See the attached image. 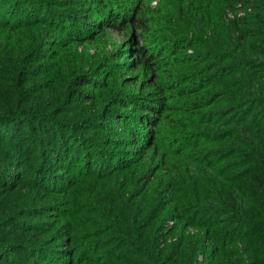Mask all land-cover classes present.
Listing matches in <instances>:
<instances>
[{
  "label": "trees",
  "instance_id": "obj_1",
  "mask_svg": "<svg viewBox=\"0 0 264 264\" xmlns=\"http://www.w3.org/2000/svg\"><path fill=\"white\" fill-rule=\"evenodd\" d=\"M48 1L0 0V57L2 55V60L13 58L16 55H21L23 60L24 58H32V52L42 43V38H45V34H43V37L40 36L41 38L38 37L37 26L47 24L61 30L67 26L68 21L65 20V16L57 13L52 8L53 3ZM113 1L101 0V4L106 7L111 15L109 21L113 28L119 30L123 26L122 24L127 25L131 21V24H138L137 26L140 28H147L145 11L142 7H137V2L142 0H124V2L134 5L137 13L136 18H132L135 15L126 12L124 15L114 14V8L111 9V7H115ZM226 1L227 3H225ZM226 1L223 0L222 2L227 6H233L236 0ZM123 10L126 9L123 7ZM178 10L182 15L181 11L185 13L187 9L185 6H181ZM21 11L23 16L15 18V15H20ZM214 12L215 18H221L222 12L219 8V14H217V11ZM204 13L205 11L201 10L198 19L204 20L206 37L202 38L203 41H200L198 46L205 47V53L217 56L218 60L224 65H220V67L214 65L209 70L208 67H205V69L196 71L198 74L195 77L185 73L182 75L181 80L187 79V82H192V86L188 89L200 87L196 94L202 89L210 87L208 85L223 84L233 90L232 96L235 99H232L233 102L226 105L227 107H217L209 112L213 116L208 117L210 119L205 118L199 121L201 126L199 128L201 129H195L197 134L193 135L191 143H189L190 136L187 140L183 139L181 143L184 145H181V147H177L173 141L165 149L167 154H171L170 156H173L174 151H176V153H173L176 154L175 156H183L182 151L191 150L196 155L198 154L199 157L196 158L200 161L201 166H205V168L207 165L210 166L205 170L209 182L202 181L198 185L191 186L189 188L190 193L184 192L186 188L177 181L175 173L170 170L172 168L170 166L171 162L166 161V159L159 162L149 161L151 163L145 164H142V159L127 160L120 156L118 151L113 152L110 149L99 147L101 144L92 146V140H89L86 136L82 137L86 138L85 140L78 136L75 137L79 147L78 145L75 147L69 145L68 135L92 121L84 120L86 118L69 123L65 121L59 123V119L58 121L52 120V123L40 121V115L37 114V111L40 112L39 114H43L41 108L44 107L40 100L35 99V97L34 99L32 97L27 99L31 102L32 107L37 110L32 111V108L23 107L25 99L22 98V95H32L28 92L29 87L26 89L23 87L25 81L21 82V89L14 92L11 89L4 90L0 88V145H2L0 146V184L4 187L3 191L12 193L16 190L15 188L25 184L37 185L39 189L46 193L52 190H60L61 195L67 197L66 200L63 199L66 203L64 208V203L60 199L57 202L43 205L41 208H35L33 212L44 214V211L52 209L56 212L61 210L62 213L65 212L62 219L64 225L69 224L70 218L76 217V211L73 209L75 208L74 203L76 201L80 203V200L74 201L71 195L78 187L87 186L89 188L88 185H92L94 190L96 189V193L98 189L100 195L104 193L108 195L109 192L110 200L116 202L113 208L107 204L112 212L109 219L103 217V212L100 209L96 210V216H102L104 220L101 219L102 222L97 221L90 227V229L94 228L92 229L94 231L98 229L100 231L105 230L103 235L98 234V237H102L108 243H96L95 241L90 251L79 252L80 249L74 250L72 254L77 252L79 254L74 255L71 260L73 261L72 264H120V257L117 254L125 245L124 242L129 243V248H133L134 245V250L137 251L133 253V257L142 258L139 259L142 261L133 259L131 264H139V262H141L140 264H167L163 259L164 252L159 251L157 245L160 219L153 218L154 214L152 213L158 208L157 205H174L176 211L179 210L178 212L186 215L189 219L187 220L185 217L181 219L184 224L195 220L196 223L202 225L200 228L205 229H210L211 224L209 223L213 220L218 218L217 221H219L225 218L224 224L219 222V224L212 226L218 229L211 230L210 233L212 242L221 243L218 244L216 249L218 264H242L240 263L242 257L239 251L227 247L237 244L239 240L246 246L245 255L255 254L258 256L260 253L264 254V0H255L253 13L244 20L235 21L231 25H227L224 19L218 22L212 19L207 20ZM190 20H192L190 23L193 24V19L190 18ZM190 23H187L188 32L180 31V34L183 33L185 38L180 43L176 40L173 42L174 44L170 48L173 52L168 56L163 52L157 53L155 48L149 49V52L145 49H138L137 52L141 59H139L137 66L145 65L153 74H159L162 71L166 73L167 70L161 68L168 66L165 63L171 61L169 57L176 54L174 52L176 48L180 47L179 50H186L188 47L189 49L193 47V45H188L189 41L192 40L189 31L194 28ZM176 27L178 30L180 26ZM71 28H75V26L72 25ZM170 32H172V35L178 34L177 32ZM193 41L194 45L199 43L197 39H193ZM199 53L201 52L198 51ZM172 58L174 57L172 56ZM182 59L186 63L187 58ZM190 59L193 60V58ZM176 60L180 61L176 58L172 62H176ZM192 60L189 63L190 65ZM198 61L199 59L195 60L194 63L198 65ZM12 72L14 73L7 75V79L0 76V82L4 84L9 81V76L15 78L19 76V79L28 77L23 64L18 65V69L16 67ZM178 73L183 72L178 71ZM160 76L156 75V78L159 79ZM226 77L228 80L225 79ZM83 80L86 79L78 77L75 82L82 84L80 82ZM93 80L91 78V83L94 82ZM229 82L233 83V87L228 86L232 85ZM173 85L174 83L168 87L162 82L157 84L160 93L164 95L166 94L165 87L167 86L168 90H171ZM202 86L204 87L201 88ZM228 91H223L222 96L227 97ZM179 94L184 95V91H180ZM84 96L88 97L85 94ZM139 96L124 95L126 97L124 101L121 103L114 101V106L115 104H121L123 108H137L144 112L141 121L144 124L156 127L158 119H155V116H162L165 110L172 107L169 105L162 107L160 102L150 100L151 96L149 98H139ZM215 98H217L216 95L214 100ZM211 102L207 105H200L197 102L191 107L196 112L198 109L204 110L205 107H212L213 102ZM241 108H244L243 111H238ZM115 109L116 107H112L109 112H114ZM115 114L119 119H125V116L121 115L122 113L116 112ZM52 115L54 117H51V119H56L59 116L57 113H52ZM215 116L216 118H214ZM130 118V121L135 120L132 117ZM192 119L193 121L196 120L194 116H192ZM52 125L55 127H52ZM38 131L49 135L50 141L42 139L38 135ZM212 134L215 137H210ZM134 135L138 136V140L143 138L138 127ZM150 139L151 134L147 136L148 142L146 138H143L144 147L151 144ZM89 145L96 149L93 153H89ZM52 148H56L57 153H52ZM78 149L82 152L83 159L76 162L74 155ZM55 155H57L56 159L63 157L57 160V164H54ZM220 156H227L221 159V162H225V160H228V162L226 161V164H223L220 168L218 167L219 169H215L210 160L217 159ZM235 160L239 163L235 164ZM64 161L68 164L61 166V162ZM30 164L33 166H30ZM162 165L165 166V169L161 168ZM34 166L37 167V170L33 169L32 174L25 172L28 167L32 169ZM133 168H135L136 174L140 176L131 178L127 188L136 189L139 182L144 186L147 185L146 189H143L138 195L130 194L129 199H126V195H123L124 192L122 193L121 190H109L111 183L122 185L128 180L129 170ZM235 168L239 171L232 175L230 181L226 172ZM53 169L55 170L54 173ZM69 169V173L73 172V177L71 176L70 179L67 178V170ZM147 169L151 170L148 174L145 173L148 171ZM218 170L222 173H218ZM164 173H166L165 177L168 176L167 181L160 183ZM159 185L161 187H158ZM160 188H162L160 193L163 197L166 196L167 200L158 201L161 198L156 199L153 197V193ZM165 188L167 190H164ZM149 191L152 192L150 195L148 194ZM193 194L204 199L198 197L197 199ZM75 197L78 198L79 196L75 195ZM209 197L212 199L207 200L206 198ZM97 200L100 202L98 197ZM156 215L158 216V214ZM197 216L200 217L199 221ZM11 240L13 239L10 238L3 242L4 245H0V260L2 262L28 264L23 261L25 254L26 257L30 254H32V258L40 257L44 248L42 247L43 243L32 246L26 245L22 247L24 251L22 257H17L14 253L18 252V249H11V246L16 245L11 243ZM189 245L180 244L178 255L172 263L169 262L168 264H188L191 260L190 256L195 254L192 249H186ZM50 254H53L52 251L45 255L51 258ZM10 257L12 261H10ZM252 260L258 262L257 259ZM260 262L262 263V261Z\"/></svg>",
  "mask_w": 264,
  "mask_h": 264
},
{
  "label": "rangeland",
  "instance_id": "obj_2",
  "mask_svg": "<svg viewBox=\"0 0 264 264\" xmlns=\"http://www.w3.org/2000/svg\"><path fill=\"white\" fill-rule=\"evenodd\" d=\"M222 1H138L137 7H142L146 14L147 28H140L137 26L138 24H131V21L127 25L125 23L122 24L123 26L118 30L111 26L112 24L109 21L111 15L106 10V7L101 4V0H49L48 2L53 3L52 8L57 13L65 16V20L68 21L67 26L62 28L63 30L53 28L47 24L37 26L38 37L41 38L45 34V38H42V43L32 52V58H24L23 60L21 55H16L13 58H4L2 60L3 57L1 55L0 76L3 79H7V75L13 74L14 72L12 71L16 67L18 69V65L22 64L27 70L28 77L19 79V76L17 78L9 76V81L4 84L0 82V88L4 90L11 89L14 92L21 89V82L25 81L23 87L25 89L29 87L28 92L32 93V95H22V98L25 99L23 107L32 108V111L37 110L32 107L31 102L27 99L31 97L34 99L35 97V99L40 100L44 105L41 108L43 114H39L40 112L37 111V114L41 116H39L40 121L46 123L52 120L58 121L59 119V123L60 121L69 123L84 118H86L84 119L86 121H92L78 128V130L76 129L77 132H72V136L67 134L69 145L72 147L78 145L79 147V143L75 137L82 138L86 136L89 140H92V146L101 144L99 147L110 149L113 152L118 151V154L127 160L135 161L142 159V164H145L151 163L149 161L159 162L166 159V161L171 162L170 166L172 168L170 170L175 173L177 181L182 183L183 187L186 188L184 192L190 193L189 188L191 186L198 185L202 181H207L208 174L205 170L210 166L207 165L206 168L205 166H201L200 161L196 158L199 157L198 154L196 155L191 150L182 151L183 156H175L176 154L173 153H176V151H174L172 153L173 156H170L171 154H167L165 149L173 141L177 147H181V145H184L181 143L183 139L187 140L190 136L189 143H191L193 135L197 134L195 129L201 127L199 121L205 118L210 119L213 116L209 112L217 107H227L226 105H229L233 102L232 99H235L232 96L233 90L223 84L219 83L217 86L208 85L210 87L202 89L196 94L200 87L188 89L192 86V82H187V79L181 80L182 75L185 73L195 77L198 74L196 71L205 69V67H208L209 70L214 65L219 67L220 65H224L218 60L217 56L205 53V47L198 46L200 45V41H203L202 38L206 37L204 20L198 19V15L201 10H204L207 20L212 19L218 22L224 19L227 25H231L235 21L244 20L254 11L255 0H236L233 6H227ZM113 4L115 7H111V9L114 8V14L124 15L126 12L130 15H135L132 18L137 17L134 5L124 2V0H114ZM181 6H185L187 9L185 13L181 11L184 16L178 10ZM123 7L126 10H123ZM218 8L222 12L221 18H215L214 11H217V14L220 13L218 12ZM199 9L201 10L198 11ZM21 16H23L22 11L20 15L16 14L15 18ZM190 18L193 19V24L190 23L192 22ZM188 22L194 27L189 31V36L192 40L189 38L191 42L189 41L188 44L193 45V47L190 49L188 47L186 50H179L180 47L176 48L174 51L176 54L172 55L174 58L172 56L169 57L171 61L165 63L168 66L161 68L162 70L166 69V73L162 71L159 74H153L145 65L142 66L141 64L137 66L139 59H141L137 52L138 49H145L149 52V49L155 48L157 53L163 52L167 56L171 54L173 51L170 48L173 46V42L176 40V42L180 43L185 38L183 37V33L180 34V31L186 32L188 30ZM72 25L75 28H71ZM176 26H180L178 30ZM170 31L177 32L178 34L172 35ZM193 39L199 40V43L194 45ZM177 50L178 52H176ZM198 51L201 53L198 54ZM176 58L180 61L176 60V62H172ZM182 58H187L186 63H184ZM190 58H193V60ZM197 59H199L198 65L194 63ZM191 60L192 64L190 65ZM134 65L136 66L133 68ZM178 71H182L183 73H178ZM156 75L161 76L157 79ZM78 77L86 80L80 82L82 84H77L75 81ZM90 77L94 79V82L91 83ZM225 79L228 80L227 77ZM192 80L194 79L192 78ZM160 82L166 84L168 87L173 83L174 85L171 90H168L169 88L166 86V94L164 95L160 93L157 86ZM229 84L232 85L228 86L233 87V83L229 82ZM182 90L184 91V95L181 96L179 92ZM227 90H229L228 96H222L223 91ZM84 94L88 95V97H85ZM124 95H140L139 98H149L151 96L150 100L160 102L162 107L169 105L172 108L165 110L162 116H155V119H158L156 127L147 125L141 121L144 112H141L139 109L133 107L123 108L121 104H115L114 106V101H118V103L124 101L126 98ZM215 95L217 98L214 100ZM211 96L213 101L211 100ZM211 101L213 102V106L209 108L205 107L203 108L204 110L198 109L194 112L193 107H191L197 102L200 105H207ZM112 107H116V109L114 112H109ZM243 109L241 108L238 111H243ZM50 112L57 113L59 116L56 119H51L54 116ZM116 112L122 113L121 115H124L125 119L122 120V118L116 117ZM191 115L197 121H193ZM130 117L136 121H130ZM52 127L55 126L52 125ZM137 127L142 133L141 137L146 138V141L147 136L151 134V144H147L144 147L143 138L138 140V136L134 135ZM38 135L42 139L50 141L49 135L45 132L38 131ZM210 137L215 136L212 134ZM92 146L88 148L89 153H93L96 150ZM51 152L57 153V149L52 148ZM81 154L82 152L79 149L75 152L74 158H76V162L82 161L83 156ZM224 157L227 156H220L217 159L210 160V163L213 164L215 169H219L223 164L228 162V160L221 162V159ZM56 158L57 155L54 156V164H57V160L63 157ZM61 163V166L68 164L66 161ZM237 163L239 162L235 160V164ZM30 166L33 165L30 164ZM161 168L165 169V166L162 165ZM33 169L37 170V167L34 166L32 169L28 167L25 172L32 174ZM67 171V178L70 179L73 172L69 173L70 169ZM150 171L148 170L145 173L148 174ZM218 171V173H222L220 170ZM236 171L239 170L235 168L226 172L230 181L232 175L237 173ZM54 172L55 170L53 169ZM135 174V168L130 169L127 175L129 177L128 180L124 183L121 181L122 185L111 183L109 190H121L122 193L124 192L123 195H126V199H129L128 196L130 194L138 195L148 186H144L138 182V188H127L131 178L140 176L139 174ZM165 175L166 173L163 174L160 183L167 181L168 176L165 177ZM88 186L89 188L87 186L78 187L72 192L71 197L73 200H80V203L77 201L74 203L75 208L73 209L76 211V217L70 218L69 224L64 225L62 219L65 212L63 214L61 210H59L60 212H56V210L52 209L44 211V214L33 212L35 208H41L43 205L57 202L60 199L64 203V208L66 205L64 201L67 197L62 196V192H59L60 190H52L46 193L39 189L37 185L25 184L15 188L16 190L11 193L3 191L4 187L0 184V245H4L3 242L12 238L11 243L16 245L11 246V249H18V252H15L14 255L22 257L24 253L23 246L43 243L42 247L44 248L40 257L32 258V254L26 257L25 254L23 261H26L28 264H72L73 261L71 260L74 255L79 254L80 251H90L95 241L96 243L102 242L107 244L108 242H105L102 237H98V234L102 236L105 230L100 231L98 229L94 231L92 230L94 228L90 229V227L97 221L102 222L104 220L102 216H96V210L100 209L103 212V217L109 219L112 212L107 207V204L113 208L116 202L110 200V193L108 191V195L104 192L103 195H100L99 189L96 193L94 186ZM158 187L161 186L159 185ZM161 190L162 188L153 193L155 195L153 197L162 199L158 201L167 200V197H163L160 193ZM164 190H167V188ZM158 192L159 194L157 195ZM150 193L152 192L149 191L148 194L150 195ZM75 195L79 197L76 198ZM118 195L123 198L121 194L118 193ZM193 196L198 197L194 194ZM97 197L100 199V202H98ZM111 198L113 197L111 196ZM206 199L211 200L212 198ZM157 207L156 211L152 212L154 214L153 218L160 219L157 245L159 251L164 252L163 259L167 264L174 261L176 255H178L179 245L184 243L190 244L186 249L190 248L195 253L193 256H190L191 260L188 264H218L216 249L218 244L220 245L221 243L212 242L210 233L211 230L215 231L218 229L212 226L219 224V222L223 223L225 218L219 221H217L218 218L213 220L209 223L211 224L210 229H205L200 228L202 225L196 223L195 220L184 224L181 219H184V217L187 220L189 219L186 215L178 212L179 210L176 211L174 205H157ZM60 209L62 208L60 207ZM197 218L199 221L200 217L197 216ZM124 244L117 254L120 257V264H131L133 259L142 261L139 260L142 258L133 257V253L137 251L134 250V245L132 246L133 248H129V243L124 242ZM227 247L239 251L242 257L240 263L242 264H264L263 253H260L258 256L255 254L245 255L246 246L241 240L237 244ZM77 249H80L79 252L72 254ZM50 251L53 253L50 254L51 258L45 255L49 254ZM252 259H257L258 262ZM10 261H12L11 257ZM9 263L12 264V262L6 263L0 260V264Z\"/></svg>",
  "mask_w": 264,
  "mask_h": 264
}]
</instances>
